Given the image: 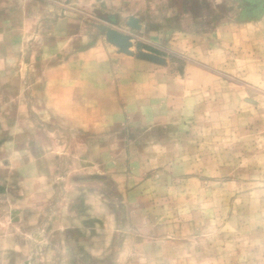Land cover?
Returning a JSON list of instances; mask_svg holds the SVG:
<instances>
[{"label":"rangeland","instance_id":"374dc122","mask_svg":"<svg viewBox=\"0 0 264 264\" xmlns=\"http://www.w3.org/2000/svg\"><path fill=\"white\" fill-rule=\"evenodd\" d=\"M108 29L168 79L123 83L98 136L73 117L36 132L33 79L83 49L121 53ZM0 32V139L23 92L24 142L43 155L25 174L52 189L0 164V264H264V0H0Z\"/></svg>","mask_w":264,"mask_h":264},{"label":"crops","instance_id":"0c3cea01","mask_svg":"<svg viewBox=\"0 0 264 264\" xmlns=\"http://www.w3.org/2000/svg\"><path fill=\"white\" fill-rule=\"evenodd\" d=\"M8 23L6 25L7 30H4L3 34H10L13 24L10 23V20ZM19 28L22 31L16 33L21 36L20 43H18L20 45L17 49L21 50L19 46L25 47L23 42L26 34L21 25H18L17 29ZM6 59V56L0 57L1 66L6 64ZM161 68V66L148 61L117 53L110 47L102 49L91 47L80 50L66 57L63 61L50 65L42 79H33L35 88L37 84L40 87V93L33 92V97L36 103L42 104L36 111L32 108L28 109V114L35 117V131L40 132L43 129H48L49 122L52 121L53 117H73L80 123L78 131L92 135L97 134L98 136V134H102L99 132H104L99 128V125H104L105 130V121L92 117L94 115L108 117L110 124L113 123V117L115 118L119 114L117 109H119L120 101L130 96L129 92L120 91L121 85L127 84V82L135 85L138 79H168L167 76H164L165 71ZM7 97L18 102L16 117L19 121L21 116V123L17 122L15 126H12L11 132L14 135L11 139L10 135H6L4 140L0 139V164L8 165L11 163L13 165L12 169L16 172L14 179L18 183L17 185L25 183L27 180L31 182L33 180V186L40 189V192L50 193L52 189L47 175L40 171H34L33 168H31V173L25 174V165H32V167L38 165L43 155H34L30 151V144H35L37 147L36 141H30L26 145L24 142L26 109L20 105L22 98H25L24 93L20 92ZM1 114L0 116H2ZM92 124L96 127H93ZM8 125L7 119L5 126L4 123L1 124V131L8 132L10 130ZM48 135L49 139L53 138L49 131ZM42 150H45L44 147ZM38 189L36 190L38 191ZM25 192L28 191L24 190L23 192L22 189L21 194L25 195ZM16 193L15 197L19 198V191ZM18 211L20 210H15L19 214Z\"/></svg>","mask_w":264,"mask_h":264},{"label":"water","instance_id":"95a60500","mask_svg":"<svg viewBox=\"0 0 264 264\" xmlns=\"http://www.w3.org/2000/svg\"><path fill=\"white\" fill-rule=\"evenodd\" d=\"M109 21L113 24L118 23L117 21H114L112 19H109ZM128 25L131 28H133L134 30H141V28H142L139 21L132 18V17L129 19ZM106 39H107L108 43L117 47L122 54H125L127 56H131V57L136 56L131 51L132 43L130 41V38L127 35L119 32L115 29H108L106 31ZM137 58L139 60L148 61L150 63L157 64V65H165L166 64V60L164 58H161V57L153 55V54L141 53V54L137 55Z\"/></svg>","mask_w":264,"mask_h":264}]
</instances>
